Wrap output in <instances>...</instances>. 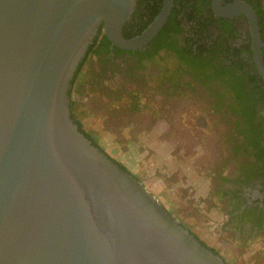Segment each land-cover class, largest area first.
Segmentation results:
<instances>
[{"label": "flooded vegetation", "instance_id": "flooded-vegetation-1", "mask_svg": "<svg viewBox=\"0 0 264 264\" xmlns=\"http://www.w3.org/2000/svg\"><path fill=\"white\" fill-rule=\"evenodd\" d=\"M238 1L255 12L258 56L249 15L222 14ZM163 5L136 0L123 36L141 34ZM103 35L72 79L76 123L228 264H264V0H173L158 33L136 48ZM94 108L132 158L93 137Z\"/></svg>", "mask_w": 264, "mask_h": 264}, {"label": "water", "instance_id": "water-1", "mask_svg": "<svg viewBox=\"0 0 264 264\" xmlns=\"http://www.w3.org/2000/svg\"><path fill=\"white\" fill-rule=\"evenodd\" d=\"M172 3L126 39L136 0H0V264H228L71 113L72 79L99 29L140 47ZM221 11L249 15L258 56L253 9L238 1Z\"/></svg>", "mask_w": 264, "mask_h": 264}, {"label": "rangeland", "instance_id": "rangeland-1", "mask_svg": "<svg viewBox=\"0 0 264 264\" xmlns=\"http://www.w3.org/2000/svg\"><path fill=\"white\" fill-rule=\"evenodd\" d=\"M90 71L92 72V69ZM94 112H91L92 113V116L90 117L92 119L91 125H89L90 120H88V121H86L84 123V125L86 127H88V125L90 126V132L93 135V137L99 142H103V140H105V139L110 141V144H106L105 145V146L109 147V151H110V149H111V152L118 151V150L114 149L115 147L124 148V150L127 153V155L129 157H131V155H132V153H131L132 150L131 149L125 148V146H121L120 144H117V143L114 144L115 136L118 135L119 133L117 134V132L112 131V130H108V129L105 130L102 127L103 126L102 123H104V119L100 116V114L102 112L104 113V110L103 109L101 110V109H95L94 108ZM156 181H159L161 184H163V180L162 179H157L156 178ZM159 197L161 199H163V194L161 193L159 195ZM189 214H193V213H189ZM225 255H227V254H225Z\"/></svg>", "mask_w": 264, "mask_h": 264}, {"label": "trees", "instance_id": "trees-1", "mask_svg": "<svg viewBox=\"0 0 264 264\" xmlns=\"http://www.w3.org/2000/svg\"><path fill=\"white\" fill-rule=\"evenodd\" d=\"M101 28L99 29V31H98V35H99V33L101 32ZM98 35L96 36V38H95V40H94V43L90 46V49L93 47V45H95L96 43H98ZM104 39H106V37L103 35V40ZM69 95H70V103H71V105H72V95H71V93H70V91H69Z\"/></svg>", "mask_w": 264, "mask_h": 264}]
</instances>
